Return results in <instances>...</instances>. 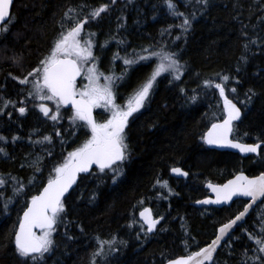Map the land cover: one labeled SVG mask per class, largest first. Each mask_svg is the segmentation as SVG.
I'll return each instance as SVG.
<instances>
[{
  "label": "trees",
  "instance_id": "obj_1",
  "mask_svg": "<svg viewBox=\"0 0 264 264\" xmlns=\"http://www.w3.org/2000/svg\"><path fill=\"white\" fill-rule=\"evenodd\" d=\"M174 3L184 15L172 14L165 0L12 1L10 17L1 25L7 31H0V136L5 137L0 148L6 153H0V178L6 181L0 186V264H91L97 238L113 237L116 251L105 245L106 256L97 257L98 264H164L207 243L216 226L242 208L243 200L222 207L195 205L206 194L207 181L221 182L235 171L253 174L264 168V146L257 155L239 156L205 145L203 132L219 117L220 103L214 86L208 89L201 82L216 84L221 76H229L223 82L226 96L241 109L234 136L264 141V0H208L207 7L196 0ZM102 5L107 10L91 19L90 11ZM69 8L75 9L69 17L87 20L83 29L93 42V55L100 71L116 78L118 100L145 82L153 69L154 60L121 65L122 57L139 49L176 53L182 74L179 80L162 74L143 109L126 126L129 158L115 183L109 169L94 168L78 177L62 198L65 211L58 217L50 251L33 261L21 258L15 249L20 213L55 174L54 167L91 132L82 121L71 119L70 108H60L55 121L41 117L29 96L32 83L22 85L12 77L23 78L48 54L71 24L64 16ZM185 16L191 20L186 32L180 27ZM249 89L256 93L250 101ZM5 100L12 103L5 107ZM177 165L186 170V177L170 175ZM157 181H166L167 187ZM21 183L23 189L16 191ZM145 205L163 218L147 235L137 218ZM262 217L264 197L221 243L211 264H259L253 257L260 253L253 251L257 246L249 234L262 235Z\"/></svg>",
  "mask_w": 264,
  "mask_h": 264
},
{
  "label": "snow or ice",
  "instance_id": "obj_2",
  "mask_svg": "<svg viewBox=\"0 0 264 264\" xmlns=\"http://www.w3.org/2000/svg\"><path fill=\"white\" fill-rule=\"evenodd\" d=\"M196 2L207 7L208 0H196ZM11 3L12 0H0V21L10 17ZM112 3H115V0H112ZM165 3L172 14L176 16L184 15V13L177 11L174 0H165ZM107 7V5H102L91 10L88 15L91 19H96L107 10ZM69 12H75V9L69 8L64 14L65 18L71 21V24L54 40L48 54L39 60L38 66L23 78L12 77L18 79V82L22 85L31 82L33 91L29 93V96L34 97L37 101H52L57 106V112L61 105H71L73 110L71 119L74 122L82 121L91 132V136L81 146L69 152L64 162L54 167L55 175L49 177L47 184L38 196L31 198L23 217L19 220V229L15 231L16 252L21 258H30L33 261H36L38 257L42 258L45 253L50 251L53 244L52 233L55 231L58 217L65 211L62 198L77 182V175L88 173L90 167L96 165L101 172H104L105 169L111 170L113 172V183H115L122 174L120 166L129 158L128 145L125 143V128L129 123V117L144 106L158 76L170 72L174 79L179 80L182 74V65L179 64L175 58L176 53L173 52L162 51L151 53L150 56H137L135 59L125 58L124 64L126 66H131L138 60H148L151 56H156L159 63L146 82L135 91L128 103L123 107L117 105L113 92V83L116 78L104 76V83L100 84L99 81L103 74L96 67L92 41L91 39L81 41L82 29L87 20L69 17ZM192 18H195L194 13ZM61 26L62 28L65 27L63 24ZM180 27L182 31L186 32L191 27L190 18L185 16ZM0 31L6 32L7 28H0ZM250 43H256V41L252 40ZM244 48L247 50V43ZM143 51L148 50L144 49ZM241 59L246 58L242 56ZM88 64H91V67H87L85 70V66ZM81 75H84L88 83L82 89L77 90L76 78ZM29 77L33 79L30 81ZM220 79L222 82H227L230 77L223 75ZM204 83L206 87L214 86L219 90L224 102V112L226 113L222 123H213L208 132L204 134V142L209 145L215 144L236 148L244 153H256L260 147L259 144H242L229 139V134L232 132V122L238 120L241 113L236 104L225 96L223 84L216 83L213 85L210 80ZM183 91L181 89V92ZM232 91L235 92L236 90L233 88ZM249 93H251L248 96L250 101L256 93L252 89H249ZM192 99L195 100L196 97H192ZM9 103H12V101L5 100L4 106L7 107ZM37 107L45 116H49L50 109L44 103H39ZM98 107H104L106 110L111 111L110 118L104 123H97L93 118V109ZM18 111L23 115L26 110L24 107H20ZM50 118L55 121L58 117L56 114H52ZM12 139L15 141L18 138L14 136ZM43 139L48 141L50 137L45 136ZM3 140H5V137L0 136V141ZM36 143H39V141H36ZM0 153L6 155L3 148H0ZM34 163L38 164V161ZM36 170L39 171V167ZM171 171L182 176L188 175L179 167H173ZM13 179L15 180V178ZM157 183L161 184V187H167L166 181L162 183L157 181ZM5 184L6 181L0 178V186ZM208 187L215 192L216 199L197 201V203H227L237 195L249 197L252 202H255L258 198L264 197V173L251 179L240 174L234 180L228 181L227 184L214 186L209 183ZM22 189L23 184L21 183L16 191ZM249 207V205H245L243 211L224 223L218 229V235L210 245L201 248L197 252H192L190 255L169 259L167 264H206V262L212 261L217 245L229 233V230L245 217ZM4 208L6 211L7 204L4 205ZM140 218L143 221L142 231H144V225H147L145 235L153 232L159 223V220L153 219L150 209L147 208L140 212ZM161 219L163 218L161 217ZM261 219L264 220V217ZM33 228L41 229L40 235L33 232ZM261 233L262 235L259 237L250 233L249 240L257 246L253 251L260 253L259 256L253 257V260L258 261L259 264H264V228L261 229ZM120 243L124 242L121 241ZM105 245H107L110 252L116 251V238L113 237L111 240L97 238V248L92 253L91 264H98L97 257L106 256Z\"/></svg>",
  "mask_w": 264,
  "mask_h": 264
},
{
  "label": "water",
  "instance_id": "obj_3",
  "mask_svg": "<svg viewBox=\"0 0 264 264\" xmlns=\"http://www.w3.org/2000/svg\"><path fill=\"white\" fill-rule=\"evenodd\" d=\"M13 1V0H12ZM12 4V3H11ZM10 7H11V5H10ZM7 19V17L5 18V20ZM4 20V21H5ZM4 21H0V25H1V23L2 22H4ZM79 77V76H78ZM77 77V78H78ZM76 78V79H77ZM77 98H79V97H77ZM234 103V102H233ZM235 104V103H234ZM47 107H49L47 104H45ZM66 107H70V108H72L71 107V105H65ZM237 106V105H236ZM223 108H224V102H223ZM237 108H238V106H237ZM49 109H50V107H49ZM93 114V113H92ZM225 115H226V113H225ZM93 118H94V114H93ZM225 119V117L221 120V121H218V122H214V123H222L223 122V120ZM236 121V120H235ZM213 124V123H212ZM212 124L206 129V131L204 132V134L206 133V132H208V130L211 128V126H212ZM229 139L230 140H232L231 138H230V134H229ZM233 142H236V143H242V142H239L238 140H232ZM264 144V142H257V143H242V144H259V145H261V144ZM208 145V147H210V148H214V149H219V150H228V151H232V152H235V153H238L239 155H241V156H246V155H248V154H251V153H244V152H241L239 149H236V148H231V147H228V146H221V145H215V144H213V145H209V144H207ZM93 167H97L96 165H92L91 167H90V169L91 168H93ZM173 167H179L183 172H186V170L185 169H183L182 167H180V166H173ZM173 167H171L170 168V174L172 175V176H174V177H185V176H182V175H178V174H175V173H173L172 171H171V169L173 168ZM261 173H264V169L262 170V171H260L259 173H257V174H254V175H251V176H248V175H246V174H244V173H242V172H238V173H236V174H234V175H232L231 177H229V178H227L225 181H223V182H221V183H211V182H207L206 184H205V187L207 188V190H208V192H209V196H206V197H203V198H200L199 200H197V201H204V200H215L216 199V194H215V192L211 189V188H209L208 187V184L210 183V184H212V185H214V186H222V185H224V184H227L228 183V181H230V180H234L235 179V177L237 176V175H240V174H243V175H245V176H247V177H249L250 179L251 178H253V177H256V176H259ZM79 174H83V173H79ZM79 174L77 175V179H78V176H79ZM47 184V182H45L44 184H43V186L40 188V190L34 195V196H38L39 194H40V192L43 190V188H44V186ZM235 198H243V199H245L246 200V202H245V204L243 205V207L232 217V218H230V219H233L239 212H241V211H243L244 210V207H245V205H249L250 207H249V210L251 209V207L256 203V202H258L261 198H258L257 199V201H255V202H252L251 201V199L249 198V197H244V196H239V195H237V196H234L230 201H228L227 203H224V202H221V203H219V204H213V203H208V204H203V203H197V201H196V204L197 205H212V206H222V205H227V204H229L233 199H235ZM31 201V199L28 201V203ZM28 203H27V205H26V207L23 209V211L21 212V214H20V218L21 217H23V214H24V211L26 210V208L28 207ZM145 208H147V209H150V211H151V213H152V209H151V207L150 206H145V207H143V208H141L139 211H138V218H139V220L143 223V221L141 220V218H140V212L141 211H143V209H145ZM249 212V211H248ZM246 215H247V213H246ZM245 215V216H246ZM152 217H153V219H157V220H159L160 221V217H154L153 216V213H152ZM20 218H19V220H20ZM245 218V217H244ZM244 218L241 220V221H239V222H237V224L236 225H234L233 226V228L232 229H230L229 230V233L231 232V231H233L234 229H235V227L239 224V223H241V222H243V220H244ZM230 219H228L227 221H225V222H223L222 224H220L218 227H217V229H216V233L214 234V236L209 240V242L208 243H206V244H204L203 246H201L200 248H198V249H196V250H194L193 252H197V251H199L201 248H205V247H207L208 245H210L211 243H212V241L216 238V236L218 235V229L224 224V223H227ZM145 227H146V229H147V225H144ZM19 229V221H18V223H17V226H16V229H15V231L16 230H18ZM40 231L41 229H39V228H33V232L34 231ZM228 233V234H229ZM228 234H226L223 238H222V240L220 241V243H219V245L221 244V242L227 237V235ZM14 244H15V233H14ZM219 245H217V249H218V247H219ZM216 252V251H215ZM215 252L213 253V256H214V254H215ZM192 253V252H191ZM190 253V254H191ZM190 254H188V255H190ZM183 256H187V255H183ZM183 256H177V257H175V258H171V259H176V258H179V257H183ZM167 262L168 261H166L165 262V264H167ZM211 262V261H210ZM210 262H206V263H210Z\"/></svg>",
  "mask_w": 264,
  "mask_h": 264
},
{
  "label": "rangeland",
  "instance_id": "obj_4",
  "mask_svg": "<svg viewBox=\"0 0 264 264\" xmlns=\"http://www.w3.org/2000/svg\"><path fill=\"white\" fill-rule=\"evenodd\" d=\"M84 39H83V37L81 36V41H83ZM168 50H170L169 48H168ZM167 52V51H165V50H160V51H158V50H148V51H136V52H132V53H130L129 55H127V56H125V57H122L121 58V61H120V63H121V65H125L124 64V59L125 58H130V59H135L137 56H150V54L151 53H154V52ZM150 58H152L153 60H154V64H155V66L159 63V59L156 57V56H151ZM143 61H145V60H143ZM138 62H140V60H138L136 63H138ZM179 62V61H178ZM95 64H96V67H97V69H98V71H99V66H98V60H95ZM135 64V63H134ZM179 64H180V62H179ZM181 65V64H180ZM91 67V66H90ZM155 68V67H154ZM107 75H109V74H107ZM197 81H199V79H197ZM205 81H208L207 79H204L202 82H201V84L202 85H204L205 86ZM155 82V81H154ZM220 82L221 83H223L221 80H220ZM100 84H102V83H100ZM208 88H212V86L211 87H208ZM216 94V93H215ZM133 96V95H132ZM132 96L129 98V99H131L132 98ZM53 106H55L56 107V104L55 103H53ZM99 109H101V110H103V111H106L105 109H104V107H99ZM111 112V111H110ZM39 235V234H38Z\"/></svg>",
  "mask_w": 264,
  "mask_h": 264
},
{
  "label": "flooded vegetation",
  "instance_id": "obj_5",
  "mask_svg": "<svg viewBox=\"0 0 264 264\" xmlns=\"http://www.w3.org/2000/svg\"><path fill=\"white\" fill-rule=\"evenodd\" d=\"M115 103L117 104V105H119V106H121V107H123V106H125V104H126V102L124 103V100H122V101H117L116 99H115ZM132 117V116H131ZM131 117H129V121H130V118ZM108 119V117H105V118H102V120L100 121V122H97V123H104L106 120Z\"/></svg>",
  "mask_w": 264,
  "mask_h": 264
}]
</instances>
